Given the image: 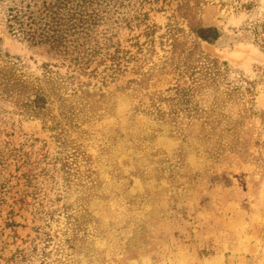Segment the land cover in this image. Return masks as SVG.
Returning a JSON list of instances; mask_svg holds the SVG:
<instances>
[{"label": "rangeland", "instance_id": "rangeland-1", "mask_svg": "<svg viewBox=\"0 0 264 264\" xmlns=\"http://www.w3.org/2000/svg\"><path fill=\"white\" fill-rule=\"evenodd\" d=\"M230 1L203 4L204 23L225 36L217 45L197 40L193 58L179 55L196 41L178 16L179 0H157L125 35L122 48L133 57L122 72L108 77L93 63L79 74L58 64L75 75L67 96L82 103L70 110L65 134L0 101V264L59 241L73 244V264H264V86L254 111L250 102L222 101L209 119L174 120L161 101L191 84L189 66L205 55L226 62L231 79L256 78L264 52L242 38L248 13ZM257 1L263 13L264 0ZM0 38L40 73L45 48L14 36L5 21ZM204 93L207 106L212 97ZM232 117L243 125L229 144L220 129ZM32 256L23 264H39Z\"/></svg>", "mask_w": 264, "mask_h": 264}, {"label": "trees", "instance_id": "trees-1", "mask_svg": "<svg viewBox=\"0 0 264 264\" xmlns=\"http://www.w3.org/2000/svg\"><path fill=\"white\" fill-rule=\"evenodd\" d=\"M151 1L157 0H0V21H5L9 32L32 46L45 48L48 53L38 73L31 70L24 56L11 54L7 48H3L0 38V101L45 123L51 121L53 130L59 135L65 134L67 121L72 118L70 110L82 103L77 104L80 100L75 102L67 96L68 86L75 75H63L55 68L59 67L58 64L67 63L72 72L81 74L96 63L98 66L104 65L102 72L108 77L122 72L125 63L133 57L129 50L122 48L123 41L129 40L125 35L145 23L148 13L144 9ZM215 1L202 0L201 3V0H179L176 9L178 16L187 21L190 32L196 38L195 47L187 52L181 51L179 55L193 58L194 50L199 45L197 40L217 45L225 36L222 27L205 24L201 18L203 4ZM230 3L237 13L243 8L248 13L238 28L243 32L242 38L256 44L264 52V12H258V1L231 0ZM174 26L175 23L168 24L167 33L176 46ZM149 29L145 31L146 35L154 33L153 29L151 32ZM203 58L200 66H189L191 84L174 88L169 97L161 99L169 102L172 119H209L212 113L224 109L222 101L243 107L250 102V109L253 110L257 88L264 86V65L258 67L255 79L244 74L231 79V68L226 62L207 55ZM91 72L96 73L97 69ZM222 88L230 98L221 99ZM207 91H210L208 94L212 99L209 105L204 106L202 100L206 98L204 92ZM53 109L57 112H53ZM241 119L232 117L225 122L220 129V138L229 144L234 143L243 125ZM36 248L31 253L37 255L39 264H73L75 261L73 254L68 252V249L74 248L69 241H59L53 250H47V246L42 250ZM52 253L57 257L51 262ZM17 254L19 258H16ZM17 254L11 258L13 264H23L32 256L25 251Z\"/></svg>", "mask_w": 264, "mask_h": 264}]
</instances>
